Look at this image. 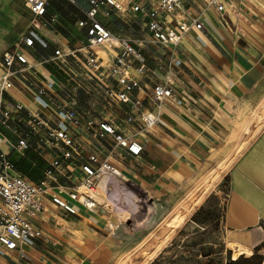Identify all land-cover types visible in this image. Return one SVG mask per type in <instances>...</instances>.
Listing matches in <instances>:
<instances>
[{
    "label": "crops",
    "instance_id": "1",
    "mask_svg": "<svg viewBox=\"0 0 264 264\" xmlns=\"http://www.w3.org/2000/svg\"><path fill=\"white\" fill-rule=\"evenodd\" d=\"M221 1L226 11L220 14L214 7L207 8L202 16L204 28L191 31L178 47L174 91L183 103L157 106L147 98L142 111L157 114V124L144 129L139 114L134 113L129 130H120L140 142L141 155L129 156L111 144L115 147L111 159L133 188L125 194L128 207L135 210L134 226H144L148 209L154 206L163 211L175 209L201 179L229 165L223 172L228 193L223 228L232 245V261L243 257L245 264H260L264 257V125L257 131L262 123L253 117L264 108V4L258 0ZM165 49L167 55L157 65H168L171 48ZM159 79L151 72L142 77L147 93ZM14 99L33 105L32 98L20 92H10V106ZM4 134L9 140L17 139L12 130H4ZM2 147L10 151L7 143ZM108 150L111 152L109 146ZM27 152L23 160L14 158L16 167L36 181L46 161L33 149ZM130 190H140L147 201L142 203ZM49 211H55V206L47 204V211L33 220L45 239L8 251L0 256V264H115L126 245L137 238L130 232L134 228L128 227L131 220L124 222L118 210L105 208L81 210L78 215L59 209L66 216L82 218L89 229L84 240L63 233L47 235L41 221Z\"/></svg>",
    "mask_w": 264,
    "mask_h": 264
},
{
    "label": "built area",
    "instance_id": "2",
    "mask_svg": "<svg viewBox=\"0 0 264 264\" xmlns=\"http://www.w3.org/2000/svg\"><path fill=\"white\" fill-rule=\"evenodd\" d=\"M24 1L30 25L3 52L0 71V256L45 239L43 230L33 220L47 211V204L68 215L106 209L100 195L104 179L109 199L124 206L127 213L121 220L127 222L135 217V210L127 206L128 198L121 193L120 185L124 186L123 181L127 180H123L122 172L111 159L115 155L111 144L134 157L141 155L143 146L133 135L121 134L111 119L84 122L76 101L63 99L54 82L38 76V68L51 63L66 72L70 62H79L106 95L138 113L144 129H149L157 124L158 115L142 111L147 98L157 106L183 103L174 91L178 47L191 31L204 28L202 16L207 8L214 7L220 14L226 11L221 0H209L199 12H193L183 0H85L88 6L84 8L78 0H67L84 14L78 26L85 29V44L76 47L60 42L53 46L43 34V29L59 23V13L50 11L52 0ZM105 8L142 16L150 36L146 42L171 48L168 65L152 68L142 51L144 41L113 33L104 25L99 15ZM50 47L53 50L48 57L35 55L37 49ZM83 52L85 58L81 61L78 55ZM149 72L160 77L151 93L146 92L142 80ZM17 87L34 89L32 106L18 99H14V106L9 105L10 92ZM17 123L25 125L26 133L20 135ZM4 130L14 131L17 139H7ZM101 141L110 147L108 155L96 146H89L90 142L98 145ZM5 143L10 151L2 147ZM28 149L46 161L42 176L36 181L24 176L14 160L24 157ZM140 200L147 201L145 196Z\"/></svg>",
    "mask_w": 264,
    "mask_h": 264
},
{
    "label": "rangeland",
    "instance_id": "3",
    "mask_svg": "<svg viewBox=\"0 0 264 264\" xmlns=\"http://www.w3.org/2000/svg\"><path fill=\"white\" fill-rule=\"evenodd\" d=\"M183 1L192 8L193 12H199L205 8L209 0ZM258 1L264 4V0ZM80 5L83 8L87 6L84 0ZM50 11L59 13V23L43 29V34L52 39L55 44L60 42L67 44L68 42L69 46H83L85 33L84 29L78 26V22L84 16L81 9L67 0H52ZM99 19L113 33L135 39L138 42L144 41L142 51L152 68H155L159 60L167 55L165 48H156L146 42L150 36L144 28L145 21L139 14H124L105 8L100 12ZM30 21V13L24 0H0V71L2 70L3 52L27 31ZM52 50L53 47L43 51L37 49L35 55L38 56V53H41L46 58L51 55ZM100 53L104 55V52ZM78 57L83 61L85 53L79 54ZM70 63L69 68L66 69L67 73L58 70L51 63H46L38 69V76L44 81H48L49 78L55 79L60 96L67 101H76L84 122L89 120L98 122L100 119L106 118L113 120L119 131L121 129L129 130L135 118L134 113L106 95L102 87L86 75L79 62ZM19 92L32 98L34 89L17 87L11 91L12 94ZM10 99L12 100V96ZM253 118L257 119L256 123H262L255 128L258 131L264 125V108L261 112L257 111ZM17 125L20 131L26 133L25 125L20 123ZM105 145L101 141V144L94 143L92 147L96 146L108 155V146ZM27 153L26 150L25 155ZM228 167L229 165L225 164L223 170L214 171L201 179L175 209L163 211L158 206L148 209V219L144 226L138 225V223L134 226L132 225L134 217L129 219L128 221L131 220V223L128 224V227L134 228L130 232L135 234L137 238L134 243L126 245V250L119 254L115 264L148 263L151 253L160 248L164 241L166 243L161 252L148 264H230L233 256L232 245L223 228V215L228 198L227 185L223 181V172ZM210 182H216L215 186L202 204L190 214L193 205ZM127 183L128 181H123L124 186H127ZM128 188L133 189L127 186V191H129ZM130 191L137 198L143 196L140 190ZM121 193L124 197L128 196L125 192ZM100 195L105 198L104 192ZM106 201L113 207V211L118 210V216H127V213L121 210V207L124 208V206L113 203L109 198H106ZM106 209L108 208L106 207ZM43 218L44 221L41 223L46 227L47 235L49 233H63L75 235L78 236L79 240H84L83 236H86L89 231L81 223L82 218L80 216H66L56 206L55 211L47 212ZM112 218H116L115 215ZM184 218L185 220L182 222ZM85 222L88 220L85 219ZM238 253L239 251H237Z\"/></svg>",
    "mask_w": 264,
    "mask_h": 264
},
{
    "label": "bare ground",
    "instance_id": "4",
    "mask_svg": "<svg viewBox=\"0 0 264 264\" xmlns=\"http://www.w3.org/2000/svg\"><path fill=\"white\" fill-rule=\"evenodd\" d=\"M123 175V180H125V176H124V174H122ZM220 179V178H219ZM105 181H106V179H104L103 180V182H102V184H101V187H102V190H103V192H104V194H105V198H101V201H102V203H104V205L109 209V210H111V211H113L112 209H113V207L106 201V198H109L110 197V195H109V192L106 190V188H105ZM215 184H216V182H210L209 183V185H207L204 189H203V191H202V194L198 197V199H197V201L195 202V205H193V208L190 210V214H192L196 209H197V207L198 206H200L201 204H202V202L205 200V198L210 194V192H211V190L213 189V187L215 186ZM120 188H121V191L122 192H125V193H127V188L125 187V186H122V185H120ZM185 220V218L184 219H182V222ZM178 228H179V225H178ZM166 243V241H164V244ZM164 244H162L161 246H160V248H158L157 250H155V251H153L152 253H151V255H150V257H149V261H148V263L151 261V260H153L160 252H161V250L163 249V247H164ZM148 263H145V264H148Z\"/></svg>",
    "mask_w": 264,
    "mask_h": 264
},
{
    "label": "trees",
    "instance_id": "5",
    "mask_svg": "<svg viewBox=\"0 0 264 264\" xmlns=\"http://www.w3.org/2000/svg\"><path fill=\"white\" fill-rule=\"evenodd\" d=\"M16 158V157H15ZM20 160H23L22 158H20ZM16 163V162H15ZM24 163V162H23ZM26 163V162H25ZM16 165H18V164H16ZM17 168L19 169V170H22V168L20 167V166H17ZM263 260V259H262ZM242 262H244V264L246 263V260L243 258V257H241L238 261H230V264H242ZM262 262V261H261ZM261 264V263H260Z\"/></svg>",
    "mask_w": 264,
    "mask_h": 264
}]
</instances>
